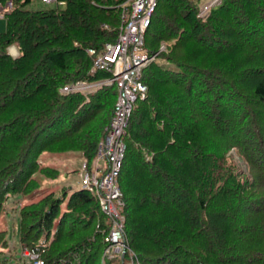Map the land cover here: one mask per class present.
Returning <instances> with one entry per match:
<instances>
[{
	"label": "trees",
	"instance_id": "obj_1",
	"mask_svg": "<svg viewBox=\"0 0 264 264\" xmlns=\"http://www.w3.org/2000/svg\"><path fill=\"white\" fill-rule=\"evenodd\" d=\"M29 1L12 0L0 31V212L21 194L22 248L41 264H264V0H220L205 17L203 0H157L144 33L156 58L142 70L147 91L118 174L127 247L111 256L96 195L44 190L59 168L39 155L94 156L115 84L59 88L106 75L90 71L86 49L115 40L120 0Z\"/></svg>",
	"mask_w": 264,
	"mask_h": 264
},
{
	"label": "built area",
	"instance_id": "obj_2",
	"mask_svg": "<svg viewBox=\"0 0 264 264\" xmlns=\"http://www.w3.org/2000/svg\"><path fill=\"white\" fill-rule=\"evenodd\" d=\"M220 0H203L199 4L198 16L205 17L210 6ZM43 3L61 0H42ZM157 0H120V24L113 41L105 42L100 48L88 47L91 55L90 71L102 70L106 75L98 79H76L60 86L61 92L94 91L102 84L116 86L113 112L104 128V135L97 143L91 160L82 157L80 164V186L90 190L98 199L101 210L110 220L108 244L104 249L107 256L126 247L124 241L122 191L118 174L125 151L123 133L128 117L137 99L146 95L147 84L142 80L143 68L156 58L157 52H149L144 46V33L150 23ZM12 6L11 0L0 1V18ZM164 48L161 42L159 50ZM12 52V51H11ZM17 53V51H16ZM34 258L33 264H41Z\"/></svg>",
	"mask_w": 264,
	"mask_h": 264
},
{
	"label": "rangeland",
	"instance_id": "obj_3",
	"mask_svg": "<svg viewBox=\"0 0 264 264\" xmlns=\"http://www.w3.org/2000/svg\"><path fill=\"white\" fill-rule=\"evenodd\" d=\"M47 5H58L62 3L49 2L44 4L41 0H30L24 5L26 8H34ZM5 27V18H0V31ZM16 44L8 47L12 56L16 53ZM12 51V52H11ZM39 159L44 163L59 168L57 179H44L42 188L44 190L58 189L60 185L71 186L72 188L80 187V164L82 156L78 152L68 154H53L44 151L39 155ZM21 194L15 193L8 196L5 200L0 212V229L5 230L7 244H0V264H32V259L29 255L24 254L23 248L18 239V207L22 200ZM22 200V201H21ZM27 252V251H25Z\"/></svg>",
	"mask_w": 264,
	"mask_h": 264
}]
</instances>
